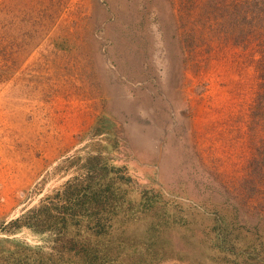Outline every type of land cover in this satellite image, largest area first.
<instances>
[{
	"label": "rangeland",
	"instance_id": "374dc122",
	"mask_svg": "<svg viewBox=\"0 0 264 264\" xmlns=\"http://www.w3.org/2000/svg\"><path fill=\"white\" fill-rule=\"evenodd\" d=\"M259 4L0 0V255L48 248L33 214L108 166L147 264H264Z\"/></svg>",
	"mask_w": 264,
	"mask_h": 264
},
{
	"label": "trees",
	"instance_id": "16d2710c",
	"mask_svg": "<svg viewBox=\"0 0 264 264\" xmlns=\"http://www.w3.org/2000/svg\"><path fill=\"white\" fill-rule=\"evenodd\" d=\"M255 7H259L258 12L264 10V4ZM118 172L102 166L92 173L90 183H76L65 192V204L54 206L55 215L47 206L39 208L28 226L46 240L48 248L25 251L23 256L1 254L0 264H147L145 252H153L155 243L128 235L129 221L124 214L133 204L126 201L121 182L127 178ZM153 201L145 193L138 206L150 211L155 208ZM134 210L135 206L131 212ZM154 215L168 222V214L162 209ZM159 222L154 219L151 227L159 226Z\"/></svg>",
	"mask_w": 264,
	"mask_h": 264
}]
</instances>
